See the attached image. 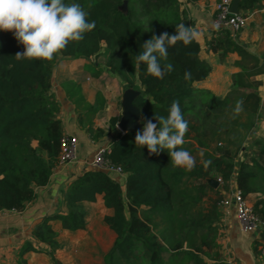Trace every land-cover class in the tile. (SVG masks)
<instances>
[{
    "label": "trees",
    "instance_id": "trees-1",
    "mask_svg": "<svg viewBox=\"0 0 264 264\" xmlns=\"http://www.w3.org/2000/svg\"><path fill=\"white\" fill-rule=\"evenodd\" d=\"M77 1L88 13L89 22L94 20L96 26L84 34V39L70 42L59 54L97 56L105 48L104 64L109 72L119 77L125 87L138 90L133 104L140 112V126L116 131L105 152L106 158L125 173L124 184L109 171L90 165L67 183V211L42 215L34 223L32 234L51 249L57 248L60 244L51 220L59 219L61 226L70 230L85 227L83 201H93L101 193L105 206L112 209L103 221L114 231L115 239L103 261L96 264H226L216 249V221L223 195L208 178L219 175L222 187L227 188L234 157L254 124L259 94L233 89L220 97L195 86V81L204 79L211 68L201 58L196 39L188 45L177 42L168 48L167 60L160 63L162 67L171 63L174 71L166 72L163 79L146 75L143 63L135 68V56L153 35L175 34V25L180 23L192 28L191 20L179 9L178 0H126L124 9L123 0ZM262 1L239 0L238 7L247 14V10L260 7ZM208 44L220 59L236 51L241 60L254 61L253 71L237 74L238 84L253 85L255 81H244L245 74L264 72V61L247 51L228 28L215 29ZM23 51L24 46L17 42L13 32L0 30V210H22L33 199L35 186L48 183L58 164L63 136L57 116L59 102L51 90L56 55L50 61L17 60L15 54ZM185 72L191 74L190 79H185ZM232 95L237 97L235 104L244 101L243 111L235 119L231 118L235 107L231 104ZM173 100L180 102L188 121L185 143L178 147L189 149L192 139L196 142L193 149L197 150L205 147L216 133L225 136L217 153L203 151L192 171L173 167L167 150L149 154L146 146L141 148L134 142L137 130H142L147 120L157 123L155 114L167 117ZM118 119L115 115L109 117L112 130ZM86 131L94 139L105 133L103 127L92 125L86 126ZM253 143L257 151L241 159L235 180L261 220L252 246L257 254L264 249V140L256 139ZM204 161L211 163L205 167ZM253 192L260 194L252 197ZM214 248V253L207 255ZM27 250L38 248L25 240L19 247L17 263L0 264H27L22 257ZM53 264L64 263L54 258Z\"/></svg>",
    "mask_w": 264,
    "mask_h": 264
},
{
    "label": "crops",
    "instance_id": "crops-1",
    "mask_svg": "<svg viewBox=\"0 0 264 264\" xmlns=\"http://www.w3.org/2000/svg\"><path fill=\"white\" fill-rule=\"evenodd\" d=\"M178 2L179 9L191 20L192 28L199 33L196 40L200 44L201 58L211 66L208 75L202 80L195 81V86L207 88L220 97H224L233 89L239 93L253 91L260 96L254 124L245 137L241 149L234 157L235 165L230 178L226 181L227 188L222 187V182L217 180L216 186H219L222 195L225 196L237 186L235 177L241 159L247 154L256 153L257 147L253 141L264 140V72L245 74L244 81H255L253 85L238 84L235 78L237 74L243 71H253L251 68L254 67L252 65L254 61L252 59L241 60V56L236 51L228 52L223 59H220L217 52L209 48L208 41L217 29L214 25L215 0H197L196 2L178 0ZM247 16V24L231 34L244 45L247 51L258 57L260 61H264V0L260 7L247 10ZM75 73V78H70L73 84L69 95L79 97L82 100L79 105L68 97V92L61 85V81L66 78L57 79L52 74L51 87L59 102L57 116L61 119L63 134L77 136L75 157L65 163H58L53 168L48 183L35 186L33 199L27 202L22 210L0 212V261L2 262L17 263L20 260L19 247L23 241L29 240L38 250H27L22 254L27 264H53L54 258L61 260L64 264H96L100 260L96 259L94 253L101 251L105 254L115 239L114 231L103 221V216L111 213L112 209L105 206L101 193L97 194L93 201H83L86 210L85 227L70 230L63 228L59 219L51 220L60 244L57 248L51 249L40 242L31 231L34 223L42 215L67 211L64 199L67 183L75 175L88 168L90 166L88 160L97 149L108 145L112 134L120 130L117 123L115 130L111 129L108 125L109 117L115 115L120 118L123 107L119 109L116 102H118V97L121 100L129 87H125L123 81L109 71H91V76L82 71H75ZM103 77L108 78L106 85L97 86L98 81L102 82ZM96 94L100 98L97 99ZM105 110L107 115L102 122L100 117ZM86 113H89L88 116ZM83 115L85 118L82 117ZM88 125L101 126L105 133L94 139L86 131ZM190 141L188 145L190 150L187 149V151L191 153L196 147V142L192 139ZM205 149L210 148L205 147ZM191 155L195 154L191 153ZM195 157L197 160L199 155ZM109 174L121 185L124 184L125 173L109 171ZM218 176L215 175V179ZM259 194V192H253L251 196ZM219 213L218 235L216 236L217 243L221 244L217 246L219 258L226 264H264V249L256 254L252 248L258 229L251 233L242 231L233 206L226 211L219 205ZM86 252L93 253L95 258L84 259L83 254Z\"/></svg>",
    "mask_w": 264,
    "mask_h": 264
},
{
    "label": "clouds",
    "instance_id": "clouds-1",
    "mask_svg": "<svg viewBox=\"0 0 264 264\" xmlns=\"http://www.w3.org/2000/svg\"><path fill=\"white\" fill-rule=\"evenodd\" d=\"M88 13L78 3L66 4L64 0H0V30L11 31L18 43L24 46L17 52V60H52L70 42L84 39L96 22H89ZM199 33L184 23L175 25V34L167 32L153 35L143 43V51L135 56L136 69L141 63L146 65V75L163 79L165 73L174 71L171 63L161 66L160 60H167L168 48L177 42L190 44ZM185 79L191 74L185 72ZM244 101H236L231 118L235 119L243 111ZM154 123L147 120L142 130L135 134V145L147 147L149 154H159L167 150L173 167L192 171L196 165L195 157L181 146L185 143L188 121L184 118L180 102L173 100L167 117L155 114ZM211 161H204L207 167Z\"/></svg>",
    "mask_w": 264,
    "mask_h": 264
},
{
    "label": "built area",
    "instance_id": "built-area-1",
    "mask_svg": "<svg viewBox=\"0 0 264 264\" xmlns=\"http://www.w3.org/2000/svg\"><path fill=\"white\" fill-rule=\"evenodd\" d=\"M232 0H217L214 3L215 18L214 25L216 28L226 27L232 33L243 28L247 24V14L238 9L237 12L230 10ZM77 136L72 134H63L60 143V153L58 163H65L75 157L77 149ZM108 145L99 147L93 156L88 160L89 164L94 167L102 168L107 171L123 173L120 166L112 164L105 156ZM217 180L222 182L220 176ZM219 205L228 211L229 207H234L235 215L242 231H256L261 227V220L253 211L249 200L243 196L241 190L236 186L223 196ZM7 209H1L4 212Z\"/></svg>",
    "mask_w": 264,
    "mask_h": 264
},
{
    "label": "rangeland",
    "instance_id": "rangeland-1",
    "mask_svg": "<svg viewBox=\"0 0 264 264\" xmlns=\"http://www.w3.org/2000/svg\"><path fill=\"white\" fill-rule=\"evenodd\" d=\"M90 1V0H87V2ZM65 3H76V2H79L77 0H64ZM86 3V2H85ZM121 7L124 9V7L122 6L121 4ZM240 30V29H239ZM103 52H101L99 55L97 56H88V57H84V56H61L59 53L56 55L55 57V60L53 62V68H52V71H54L53 75L54 77H56L57 79H61V78H66L65 80L61 81V85L65 88V90L68 92V97L73 100L75 102V104L79 105V103L82 101L79 97H76V96H70V88L71 87V83H70V78L73 79L75 78L76 74L75 71H82L84 74H90L91 71H109L105 64H104V60H105V52H106V49L103 48L102 49ZM88 76V75H87ZM102 82H99L98 81V85L97 86H101V85H106V82L108 80L107 77H103L101 78ZM111 81V80H110ZM109 81V82H110ZM236 93V92H235ZM96 98H100L98 96V94H96ZM237 99V97L235 95H232L231 96V104L232 105H235L234 101ZM122 100H123V96L121 97V100L120 98L118 97V102L117 103V107L120 109L122 108ZM87 116L89 113H86ZM102 117H100V121H104L105 120V117L107 115V112L105 110V112L103 113L102 112ZM83 118H85V115L82 116ZM242 118H244L245 116L242 115L241 116ZM107 122V120L105 121ZM109 125V123H108ZM225 136H223V134H215L212 136V138L206 143V148H210L212 149L211 152L215 153V151H217V147L220 146L221 144L220 143H224L225 142V139H224ZM195 142H193L194 144ZM205 147H203L202 149H197V150H194L195 152L193 153V150L191 151L192 154H195L193 157L199 155V158L201 157L203 151H210V149H205ZM198 158V159H199ZM195 160H196V157H195ZM212 178H215L214 176ZM212 193V192H211ZM213 194V193H212ZM214 195V194H213ZM251 197V196H250ZM253 197V196H252ZM251 197V198H252ZM255 197V195H254ZM203 201H202V205L204 206L206 204L205 202V197H203ZM219 221V218L216 222ZM217 227H218V224L216 223ZM161 228V225L158 226L156 228L157 231H159V229ZM246 232H250L251 231H246ZM218 235V231L216 232V236ZM216 243H217V240H216ZM217 246H221V244L217 243ZM217 249V247H216ZM215 251V248L213 250H210L208 252L207 255H210L212 253H214ZM96 255V259L97 260H100L99 263H101L104 259V253L103 252H96L94 253ZM84 256V259H90L92 260L93 258H95V256H93V253H84L83 254ZM206 259L207 256H204Z\"/></svg>",
    "mask_w": 264,
    "mask_h": 264
},
{
    "label": "water",
    "instance_id": "water-1",
    "mask_svg": "<svg viewBox=\"0 0 264 264\" xmlns=\"http://www.w3.org/2000/svg\"><path fill=\"white\" fill-rule=\"evenodd\" d=\"M239 0H232L230 5V10L232 12H237ZM122 6L126 7V0H123ZM138 90L129 88L127 89L123 94V100H122V107L123 111L122 114L117 122V126L120 129L121 132H124L129 129H135L140 126L139 118H140V112L137 106L133 104V98L137 95ZM208 182L212 184L213 186H216L218 184L217 179L215 178H208Z\"/></svg>",
    "mask_w": 264,
    "mask_h": 264
}]
</instances>
